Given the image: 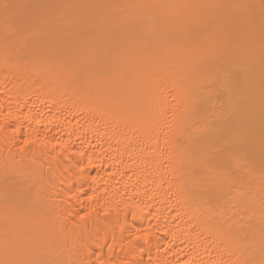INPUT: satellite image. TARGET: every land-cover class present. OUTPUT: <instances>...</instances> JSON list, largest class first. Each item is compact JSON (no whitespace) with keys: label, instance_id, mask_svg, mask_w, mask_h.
Returning a JSON list of instances; mask_svg holds the SVG:
<instances>
[{"label":"bare ground","instance_id":"6f19581e","mask_svg":"<svg viewBox=\"0 0 264 264\" xmlns=\"http://www.w3.org/2000/svg\"><path fill=\"white\" fill-rule=\"evenodd\" d=\"M13 1L0 264H264V104L204 83L218 1Z\"/></svg>","mask_w":264,"mask_h":264},{"label":"rangeland","instance_id":"374dc122","mask_svg":"<svg viewBox=\"0 0 264 264\" xmlns=\"http://www.w3.org/2000/svg\"><path fill=\"white\" fill-rule=\"evenodd\" d=\"M3 1L0 8L21 6ZM217 1L213 27L220 52L205 68L209 97L218 104H264V0Z\"/></svg>","mask_w":264,"mask_h":264}]
</instances>
